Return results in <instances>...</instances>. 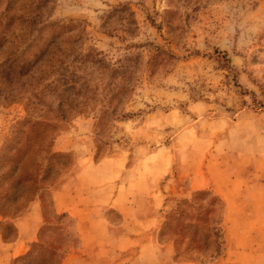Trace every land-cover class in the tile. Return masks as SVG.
<instances>
[{
    "label": "rangeland",
    "instance_id": "1",
    "mask_svg": "<svg viewBox=\"0 0 264 264\" xmlns=\"http://www.w3.org/2000/svg\"><path fill=\"white\" fill-rule=\"evenodd\" d=\"M42 1L0 0V63L5 37H17L23 18ZM46 8L49 22L72 21L85 30V52L94 48L111 64L139 56L142 76L124 106L129 116L112 121L100 104L77 114L60 109L64 100L56 95L30 109L20 85L8 84L0 67V235L14 240V222L37 201L44 214L38 243L51 247L32 245L14 264H61L78 247L75 222L55 213L52 194L73 183L80 152L87 150L96 164L91 176L108 193L118 182H133L136 194L129 199L148 201L150 186L137 177L151 176V188L158 180V229L176 261L220 259L226 201L208 182L242 174L240 114H264V0H50ZM157 47L177 60L167 62ZM59 111L73 115L57 123ZM247 135L255 142L264 131ZM243 167L250 175L260 166ZM234 199L242 208V195Z\"/></svg>",
    "mask_w": 264,
    "mask_h": 264
},
{
    "label": "crops",
    "instance_id": "2",
    "mask_svg": "<svg viewBox=\"0 0 264 264\" xmlns=\"http://www.w3.org/2000/svg\"><path fill=\"white\" fill-rule=\"evenodd\" d=\"M241 119L242 174H233L223 183L208 182L226 201L225 248L220 259L209 264L264 261V135H259L255 142L248 141L247 135L264 131V114L243 110L239 123ZM245 165L260 167L246 175ZM94 170L96 164L89 151H81L73 183L64 184L52 194L55 213L67 214L74 220L79 241L78 247L72 249L61 264H181L176 261L170 245L163 243L160 237L158 213L161 208L155 201L159 198L155 193L158 180L151 188V176L138 175L143 186H150L149 200H130L129 196L136 194L133 185L129 188L133 182L125 183L124 187L116 183L111 194L92 178ZM205 186L203 183L196 187ZM241 195L242 208H239L233 198ZM152 202L154 208H149L148 203ZM103 204L110 206L103 208ZM43 224L41 203L33 202L28 213L14 222V240L5 241L0 235V264H14L24 256L38 242Z\"/></svg>",
    "mask_w": 264,
    "mask_h": 264
},
{
    "label": "trees",
    "instance_id": "3",
    "mask_svg": "<svg viewBox=\"0 0 264 264\" xmlns=\"http://www.w3.org/2000/svg\"><path fill=\"white\" fill-rule=\"evenodd\" d=\"M49 1L39 2L33 16L23 18L18 39L13 34L4 39V59L0 67L7 75L8 84L20 85L24 93L21 98L27 101L30 109L38 107L49 94L56 95L60 102L64 100V104L59 103L58 108L65 106L74 114L81 113L93 103L108 110L107 119L118 121L127 118L129 114L125 113L124 106L142 76L140 57L126 56L111 64L94 48L85 52V30L72 21L67 24L49 22L50 15L46 8ZM121 8L126 10V6L120 5ZM131 25L136 26V21ZM51 31L58 34L47 39ZM156 51L159 56H165L169 63L177 60L172 52L167 53L159 47ZM27 92L30 97L26 96ZM72 115L59 111L54 119L57 123H63L70 120ZM42 246L51 249L48 241L36 242L33 249Z\"/></svg>",
    "mask_w": 264,
    "mask_h": 264
}]
</instances>
